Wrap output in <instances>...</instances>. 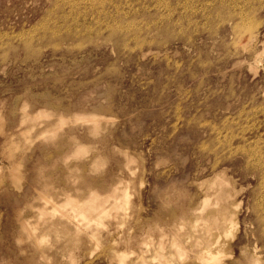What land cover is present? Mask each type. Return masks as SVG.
I'll return each instance as SVG.
<instances>
[{"label": "rangeland", "instance_id": "1", "mask_svg": "<svg viewBox=\"0 0 264 264\" xmlns=\"http://www.w3.org/2000/svg\"><path fill=\"white\" fill-rule=\"evenodd\" d=\"M84 1L0 0V264H264V0Z\"/></svg>", "mask_w": 264, "mask_h": 264}, {"label": "bare ground", "instance_id": "2", "mask_svg": "<svg viewBox=\"0 0 264 264\" xmlns=\"http://www.w3.org/2000/svg\"><path fill=\"white\" fill-rule=\"evenodd\" d=\"M62 1V0H61ZM84 1V0H83ZM93 1V0H92ZM99 1V0H98ZM105 1H107V0H105ZM223 1V0H222ZM68 2V1H67ZM85 2V1H84ZM94 2H95V0H94ZM97 2V1H96ZM103 2V1H102ZM219 2V1H218ZM220 3V2H219ZM70 4H72V3H70ZM94 4V3H93ZM92 4V5H93ZM96 4V3H95ZM101 4V3H100ZM103 4L104 3H102L101 5L103 6ZM111 4V3H110ZM161 4V3H160ZM229 4V3H228ZM109 5V4H108ZM204 6V5H203ZM236 6V5H235ZM234 6V7H235ZM229 8V7H228ZM98 9V8H97ZM96 9V10H97ZM109 9V8H108ZM240 9V8H239ZM103 9H101V11H102ZM105 10V9H104ZM206 10V9H205ZM77 11V10H76ZM84 11H86V10H84ZM117 11V10H116ZM225 11H227V10H225ZM234 11V10H233ZM82 12V11H81ZM80 12V13H81ZM89 12V11H88ZM100 12V11H99ZM232 12V11H231ZM78 13H79V11H78ZM85 13H87V12H85ZM101 13V12H100ZM104 14H105V12H103ZM239 13V12H238ZM242 13V12H241ZM241 13H239V14H241ZM76 14V13H75ZM75 14H73V15H75ZM106 14H107V12H106ZM105 14V15H106ZM231 14H233V13H231ZM235 14V13H234ZM243 14V13H242ZM100 14H98V16H99ZM108 16L110 15V14H107ZM106 15V16H107ZM244 16V15H243ZM246 16V15H245ZM77 17V16H76ZM76 17H74V18H76ZM85 17H87V16H85ZM104 17V16H103ZM217 17V16H216ZM218 17H220V16H218ZM99 18V17H98ZM105 18H107V17H105ZM111 18V17H110ZM242 18V17H241ZM244 19H246V18H244ZM103 20H104V18H103ZM210 20V19H209ZM240 20H242V19H240ZM252 20H253V18H252ZM255 20V19H254ZM253 20V21H254ZM228 21V20H227ZM247 21V20H246ZM248 21H250V20H248ZM248 21H247V23H248ZM252 21V22H253ZM256 21V20H255ZM99 22V21H98ZM102 22V21H101ZM238 22V21H237ZM240 22V21H239ZM106 23V22H105ZM221 23V22H220ZM250 23V22H249ZM136 24V23H135ZM134 24V25H135ZM205 24V23H204ZM207 24V23H206ZM237 24V23H236ZM243 24V23H242ZM252 24V23H251ZM250 24V25H251ZM259 24H261V23H259ZM109 25V24H108ZM117 25V24H116ZM256 25V24H255ZM258 25V24H257ZM256 25V26H257ZM109 26H111V25H109ZM138 26V25H137ZM235 26V25H234ZM252 26H253V24H252ZM108 27V26H107ZM120 26H118L117 28H119ZM121 27H122V25H121ZM120 27V28H121ZM134 27V26H133ZM168 26H166V28H167ZM109 28V27H108ZM116 28V27H115ZM115 28H113V30L115 29ZM116 28V29H117ZM135 28V27H134ZM235 28V27H234ZM252 28V27H251ZM253 28H256V27H253ZM122 29H124V28H122ZM127 29H128V27H127ZM257 29V28H256ZM129 30V29H128ZM136 30V29H135ZM137 30H139V29H137ZM143 30H144V27H143ZM142 30V31H143ZM149 30V29H148ZM147 30V31H148ZM233 30V29H232ZM248 30H250V29H248ZM112 31V30H111ZM115 31H117V30H115ZM120 31H121V29H120ZM119 31V32H120ZM125 31H126V29H125ZM134 31V30H133ZM133 31H131V32H133ZM246 31V30H245ZM103 32H104V30H103ZM122 32V31H121ZM135 32H137V31H135ZM134 32V33H135ZM141 32V31H140ZM112 33H115V32H112ZM258 33V32H257ZM56 34V33H55ZM109 34H111V32H109ZM130 34V33H129ZM134 35V34H133ZM136 35V34H135ZM79 36V35H78ZM176 36H177V34H176ZM187 36V35H186ZM185 36V37H186ZM258 36V35H257ZM76 37V36H75ZM111 37V36H110ZM126 37V36H125ZM133 37V36H132ZM140 37V36H139ZM174 37V36H173ZM173 37H172V40H173ZM189 38V37H188ZM191 38V37H190ZM253 38V37H252ZM251 38V39H252ZM108 39V38H107ZM137 39V38H136ZM140 38H138V40H139ZM254 40L256 39V38H253ZM165 40V39H164ZM258 40V39H257ZM141 41H143V42H145L144 40H141ZM153 41V40H152ZM125 42V41H124ZM253 42H256V41H253ZM126 43V42H125ZM152 43V42H151ZM150 43V44H151ZM187 43H188V41H187ZM127 44V43H126ZM164 45V44H163ZM165 45H166V43H165ZM124 47H126L125 45H123ZM138 46V45H137ZM140 46V45H139ZM128 48V47H127ZM125 49V48H124ZM262 52H264V51H262ZM262 54V53H261ZM257 56V58H258V55H256ZM154 57V56H153ZM262 56H260L258 59H259V62H261V61H263V58H261ZM254 59H256L255 58V56H254ZM258 63V62H257ZM256 63V64H257ZM255 64V63H254ZM262 64V63H261ZM257 66H255V68H256ZM257 68H259V67H257ZM256 68V69H257ZM264 109V108H263ZM262 113V112H261ZM263 114V113H262ZM53 114H51V113H49V112H47L46 110H43V109H39V110H37L34 114H32V115H28V114H24V116H23V118H22V121L23 122H25V124H27L28 125V129H26L25 131H23L22 132V134H29L30 132V130L31 129H33V127L35 126V124L39 121V120H43V119H49L51 116H52ZM65 115V114H64ZM88 115H91L92 117H96L97 115H94V114H88ZM85 116H87V114H77V115H75V116H73L74 117V121L76 122V121H78V120H82V123H85V124H94V125H96L97 123V119H95V118H90V119H85L84 120V117ZM1 119V118H0ZM3 119V118H2ZM2 121V120H1ZM21 121V122H22ZM65 118L61 115L60 117H58V119L55 121V123H53V124H51V125H49V128L47 129V130H44L41 134H40V136L39 137H45V136H47L48 134H49V132L51 133L52 131H54L56 128H59V126H61L62 124H64L65 123ZM3 123H4V121H2ZM22 122V123H23ZM68 122V121H67ZM2 123V124H3ZM45 123V122H44ZM71 123V122H70ZM2 124L0 125L1 127H2ZM81 124V123H80ZM254 124V123H253ZM252 124V125H253ZM67 125V124H66ZM3 126H5V124L3 125ZM40 126H41V124H40ZM62 126H64V125H62ZM259 126V125H258ZM80 127V126H79ZM95 127V126H94ZM214 127V126H213ZM96 128V127H95ZM94 128V129H95ZM101 128V127H100ZM211 128H212V126H211ZM242 128V127H241ZM215 129V128H214ZM242 129H244V127L242 128ZM82 130V129H81ZM91 130V129H90ZM79 131V130H78ZM62 132V131H61ZM96 132H97V130H96ZM55 133V132H54ZM95 133V132H94ZM98 133V132H97ZM90 134V133H89ZM92 134V133H91ZM90 134V135H91ZM96 134V133H95ZM94 134V135H95ZM99 134H100V132H99ZM220 133H218L217 135H219ZM67 136V135H66ZM97 136V135H96ZM242 136V135H241ZM53 137V136H52ZM225 137H227V136H225ZM261 137V136H260ZM54 138V137H53ZM72 139H73V137H71ZM227 139V138H226ZM256 139V138H255ZM73 140H75V139H73ZM217 140H218V138H217ZM77 141V140H76ZM226 141V140H225ZM229 141V140H228ZM258 141V140H257ZM260 141H261V139H260ZM26 142H27V140H26ZM75 142V141H74ZM204 143V142H203ZM229 143V142H228ZM263 143V142H262ZM11 144V143H10ZM74 144V143H73ZM76 144H77V142H76ZM202 144V143H201ZM249 144H250V142H249ZM259 144H260V142H259ZM4 145V144H3ZM12 145V144H11ZM223 145V144H222ZM222 145H220V146H222ZM256 145V144H255ZM262 145V144H261ZM76 146V145H75ZM206 146V145H205ZM219 146V145H218ZM231 146V145H230ZM254 146V145H253ZM259 146V145H258ZM94 147V146H93ZM92 147V148H93ZM215 147V146H214ZM238 147V146H237ZM241 147V146H240ZM249 147H251V146H249ZM248 147V148H249ZM256 147V146H255ZM18 148V147H17ZM69 148V147H68ZM91 148V149H92ZM112 148V147H111ZM206 147H204V149H205ZM216 148V147H215ZM215 148L213 149V153H214V150H215ZM220 148H223V147H220ZM231 148V147H230ZM243 148V147H242ZM257 148H259V147H257ZM74 149V148H73ZM114 149V148H113ZM112 149V150H113ZM202 149H203V147H202ZM203 149V150H204ZM234 149V148H233ZM256 149V148H255ZM254 149V150H255ZM65 150V149H64ZM63 150V151H64ZM81 150H83V149H80V151ZM116 150V149H115ZM122 150V149H121ZM120 150V151H121ZM205 150H207V149H205ZM211 150V149H210ZM227 150V149H226ZM247 150V149H246ZM245 150V151H246ZM249 150H251V149H249ZM258 150V149H257ZM262 150H264V149H262ZM11 151V150H10ZM79 150H78V152H80ZM88 151H90L89 150V148H88ZM92 152H93V150H91ZM110 151H111V149H110ZM119 151V150H118ZM117 151V152H118ZM119 151V152H120ZM235 152L236 151H238V149L237 150H234ZM233 151V152H234ZM245 151L243 152V153H245ZM261 151V150H260ZM91 152V154L92 155H94L93 153ZM124 152V151H123ZM225 152V151H224ZM254 152V151H253ZM264 152V151H263ZM72 153V152H71ZM71 153H69L70 155H71ZM211 153V152H210ZM229 153V152H228ZM231 153V152H230ZM237 153V152H236ZM255 153H256V151H255ZM254 153V154H255ZM68 154V155H69ZM76 154H77V152H76ZM80 154V153H79ZM82 154H84V153H82ZM96 154V153H95ZM116 153H114V155H115ZM257 154V153H256ZM256 154H255V156H256ZM10 155V154H9ZM49 155V154H48ZM67 155V154H66ZM228 155V154H227ZM13 156V155H12ZM99 156V155H98ZM262 156V155H261ZM10 157H11V155H10ZM71 157V156H70ZM72 157H73V155H72ZM128 157V156H127ZM246 157H247V155H246ZM259 157V156H258ZM75 158H76V155H75ZM85 158V157H84ZM103 158V157H102ZM262 158V157H261ZM263 158H264V156H263ZM8 159V158H7ZM60 159H62V158H60ZM67 159V158H66ZM77 159H78V157H77ZM88 159H89V157H88ZM87 159V160H88ZM95 160H96V158H94ZM104 159V158H103ZM102 159V160H103ZM86 160V159H85ZM249 160V159H248ZM247 160V161H248ZM260 160V159H259ZM264 160V159H263ZM262 160V161H263ZM67 161V160H66ZM74 161V160H73ZM77 161V160H76ZM81 161V160H80ZM97 161V160H96ZM104 161H106V159L104 160ZM216 161H217V159H216ZM245 161V160H244ZM75 162V161H74ZM83 162V161H82ZM214 162V161H213ZM96 163V162H95ZM246 163V162H245ZM244 163V164H245ZM64 164V163H63ZM91 164V163H90ZM92 164H94L93 163V161H92ZM218 163H216V165H217ZM213 165H215V164H213ZM215 165V166H216ZM67 166V165H66ZM248 166V165H247ZM212 167V166H211ZM67 168V167H66ZM244 168V167H243ZM72 169V168H71ZM77 169V168H76ZM82 169V168H81ZM256 169V168H255ZM66 170V169H65ZM80 170V169H79ZM69 171V170H68ZM75 171V170H74ZM73 171V172H74ZM222 171V170H221ZM221 171H218V174H219V172H221ZM224 171V170H223ZM260 171V170H259ZM77 172V171H76ZM264 172V171H263ZM66 173H68V172H66ZM256 173V172H255ZM74 174V173H73ZM77 174V173H76ZM79 174V173H78ZM69 175V174H68ZM67 175V176H68ZM215 175H216V173H215ZM263 175H264V173H263ZM263 175H261V176H263ZM223 176V175H222ZM224 176H227L226 174H224ZM73 177H74V175H73ZM221 177V176H220ZM264 177V176H263ZM69 178V177H68ZM80 178V177H79ZM210 178V177H209ZM213 177H211V179H212ZM70 179V178H69ZM73 179V178H72ZM75 179V178H74ZM42 180H44V179H42ZM79 180V179H78ZM205 180V179H204ZM203 180V181H204ZM206 180H208V178L206 179ZM264 180V179H263ZM73 181V180H72ZM123 181V180H122ZM223 181V180H222ZM75 182V181H74ZM205 183H206V181H204ZM203 182V183H204ZM71 183V182H70ZM76 183V182H75ZM74 183V184H75ZM220 183V182H219ZM230 183V182H229ZM260 183H262V181L260 182ZM43 184H44V182H43ZM207 184V183H206ZM119 185V184H118ZM128 185V184H127ZM260 185V184H259ZM220 186H221V183H220ZM224 186H226L225 184H224ZM223 186V187H224ZM206 187H208V186H206ZM227 187V186H226ZM259 187V186H258ZM115 188V187H114ZM46 189V188H45ZM52 189V188H51ZM77 189V188H76ZM90 189V188H89ZM129 189V188H128ZM209 189V188H208ZM207 189V190H208ZM47 190V189H46ZM45 190V191H46ZM54 190V189H53ZM117 190V189H116ZM215 190V189H214ZM115 191V190H114ZM113 191V192H114ZM123 191H125V190H123ZM122 191V192H123ZM74 192V191H73ZM86 192V191H85ZM112 192V193H113ZM120 191H117V193H119ZM121 192V193H122ZM211 192H213V191H211ZM55 193H56V191H55ZM115 193V192H114ZM126 192H124V194L122 195V196H118V194H116L117 196H114L113 194L112 195H110L108 198L110 199V197H112V199H113V201H112V203L109 205V207L108 206H106V205H104V204H97V203H95L96 201H95V199H96V192L94 191V192H91L89 195L87 194V196H88V199H86V200H84V202H82V203H80V202H78L77 200H75V199H73L71 196H67L66 198H65V200H66V202H65V206L64 207H62L63 205H58V203L53 207V211H55V212H63L64 211V209H66V208H69V209H71V211H72V213L73 212H75L76 214H77V216H78V220H81V221H86V222H91V221H95V222H97V221H100L101 220V217L103 216V215H105V216H107V214H109V211L110 210H114V209H116V208H119V209H117V210H121L122 211V209H124L125 207H123L122 209H121V206L123 205V206H125V203L128 201V195L127 194H125ZM40 194V193H39ZM221 194V193H220ZM228 194H229V192H228ZM228 194H226L225 193V195L227 196ZM38 195V194H37ZM53 195H54V193H53ZM58 195V194H57ZM121 195V194H120ZM216 196H217V192H216V194H215ZM224 195V196H225ZM40 196V195H39ZM44 196V195H43ZM47 195H45L44 197H46ZM65 196V195H64ZM213 196V195H212ZM220 196V195H219ZM219 196H217V197H219ZM229 196V195H228ZM48 197V196H47ZM51 197V196H50ZM49 197V198H50ZM53 197H55V196H53ZM76 197V196H75ZM74 197V198H75ZM130 197V196H129ZM220 197H222V195L220 196ZM219 197V198H220ZM86 198V197H85ZM210 198H212L211 196H210ZM216 198V197H215ZM218 198V200H220ZM228 198V197H227ZM77 199V198H76ZM222 199H223V197H222ZM224 200H226V198L224 197ZM223 200V201H224ZM229 200V199H228ZM95 201V202H94ZM107 201V200H106ZM214 202H217V201H214ZM55 203V202H54ZM108 203H109V200H108ZM218 203H219V201H218ZM199 205V204H198ZM217 205V204H216ZM229 205V204H228ZM128 206V205H127ZM221 206V204L219 203V207ZM200 207V206H199ZM201 207H203V206H201ZM218 207V208H219ZM223 207V206H222ZM64 208V209H63ZM47 209V208H46ZM195 209V208H194ZM196 209H198V207L196 208ZM200 209V208H199ZM198 209V210H199ZM202 209V208H201ZM125 210L126 209H124L123 211L125 212ZM197 210V211H198ZM216 211V210H215ZM45 212V211H44ZM184 212V211H183ZM203 212V211H202ZM225 211H223V213H224ZM41 213V212H40ZM53 213V212H52ZM204 213V212H203ZM203 213H202V215H203ZM217 213V212H216ZM219 213V212H218ZM222 213V212H221ZM222 213V214H223ZM118 214V213H117ZM116 214V215H117ZM48 215V214H47ZM46 215V216H47ZM53 214H51V217H50V219L53 217L52 216ZM110 215V214H109ZM109 215H108V217H109ZM201 215V216H202ZM209 215V214H208ZM210 215H212V214H210ZM209 215V216H210ZM221 215V214H220ZM44 216V215H43ZM46 216H45V218H46ZM54 216H56V214L54 215ZM120 216V215H119ZM119 216H116V217H118V218H120ZM204 216H206V215H204ZM215 216V215H214ZM223 216V215H222ZM68 217V216H67ZM111 217V216H110ZM115 217V218H116ZM37 218V217H36ZM44 218V217H43ZM54 218V217H53ZM122 218V217H121ZM121 218L120 219H117V221L118 220H121ZM197 218V217H196ZM199 218V217H198ZM198 218L196 219V221H198ZM204 218V217H203ZM47 220H48V218H46ZM49 219V220H50ZM104 219V218H103ZM183 219V218H182ZM201 219H202V217H201ZM200 219V220H201ZM41 220V219H40ZM39 220V221H40ZM45 220V219H44ZM48 220V221H49ZM184 220V219H183ZM102 221V220H101ZM196 221H195V223H196ZM26 222V221H25ZM28 222H30V221H28ZM38 222V221H37ZM40 222H42V221H40ZM46 222V221H45ZM58 222V221H57ZM111 222V221H110ZM119 222V221H118ZM193 222H194V219H193ZM200 222H204L205 223V221H204V219H203V221H199V223ZM47 223V222H46ZM56 223V222H55ZM128 223V222H127ZM180 223V222H179ZM185 223V222H184ZM70 224V223H69ZM92 224V223H91ZM90 224V225H91ZM109 224V223H108ZM113 224V223H112ZM119 225L121 224V223H118ZM117 224V225H118ZM175 224V223H174ZM187 224V223H186ZM198 224V223H197ZM201 224H203V223H201ZM206 224V223H205ZM41 225V224H40ZM44 225V224H43ZM42 225V226H43ZM59 225V224H58ZM64 225V224H63ZM78 225V224H77ZM123 225V224H122ZM185 225V224H184ZM191 225H192V223H191ZM27 225H25V227H26ZM29 226V225H28ZM39 226V225H38ZM46 226V225H45ZM59 226H61V225H59ZM70 226V225H69ZM50 227H55V225L54 226H50ZM70 227H72V226H70ZM176 227L177 226H175V229H176ZM183 227H185V226H183ZM204 227H205V225H204ZM22 228V227H21ZM35 228V227H34ZM33 228V229H34ZM37 228V227H36ZM35 228V229H36ZM81 228H82V226H81ZM96 228V227H95ZM94 228V229H95ZM190 228H192V227H190ZM26 229H28L27 227H26ZM32 229V230H33ZM50 229H52V228H50ZM54 229V228H53ZM52 229V230H53ZM69 229V228H68ZM71 229H73V228H71ZM76 229V228H75ZM74 229V230H75ZM86 229H87V227H86ZM90 229V228H89ZM195 229V228H194ZM194 229H193V231H194ZM202 229V228H201ZM204 229V228H203ZM67 230V229H66ZM77 230V229H76ZM88 230V229H87ZM100 230V229H99ZM99 230H98V232H99ZM182 230V229H181ZM192 230V229H191ZM196 230V229H195ZM37 231H39V230H37ZM36 231V232H37ZM48 231V230H47ZM51 231V230H50ZM69 231V230H68ZM73 231V230H72ZM94 231V230H93ZM165 231H168V230H165ZM174 231V230H173ZM172 231V232H173ZM35 232V233H36ZM96 232H97V230H96ZM172 232H170V233H172ZM175 232V231H174ZM188 232H189V230H188ZM48 233H49V231H48ZM84 233V232H83ZM187 233V232H186ZM193 233V232H192ZM194 233L196 234V231H194ZM79 234H80V232H79ZM167 234V233H166ZM44 234H42V236H43ZM64 235V234H63ZM96 235H98V234H96ZM41 236V237H42ZM48 236H49V234H48ZM92 236V235H91ZM171 236V235H170ZM181 236V235H180ZM45 237V236H44ZM47 237V236H46ZM165 237V236H164ZM176 237V236H175ZM175 237H174V239H175ZM194 237V236H193ZM196 237V236H195ZM48 238V237H47ZM76 238V237H75ZM167 238V237H166ZM170 238V237H169ZM173 238V237H172ZM179 238V237H178ZM197 238H198V236H197ZM39 239V238H38ZM37 239V242L39 241ZM46 239V238H45ZM168 239V238H167ZM187 240V239H186ZM46 241H48L47 239H46ZM50 241V240H49ZM180 241H182L183 242V240H180ZM62 242V241H61ZM207 242V243H206ZM43 243H44V241H43ZM42 243V244H43ZM63 243V242H62ZM204 243H206V245H209V240L208 241H205ZM170 244V243H169ZM172 244V243H171ZM200 244H202L198 239L195 241V243H194V246H196V247H198V250L197 251H195L194 253H195V257H200L201 256V253L199 252V247H200ZM179 245V244H178ZM178 245L177 244H174V246H175V248H176V251L178 252V256L177 257H179L178 259H180V257L181 256H183L184 254H183V252H181L180 251V249L178 248ZM41 246V245H40ZM173 245H171V248H173L172 247ZM40 248V247H39ZM139 248V247H138ZM170 248V247H169ZM170 248V249H171ZM133 249V248H132ZM147 250V249H146ZM134 251V250H133ZM137 251V250H136ZM135 251V252H136ZM150 251V250H149ZM174 251V250H173ZM184 251V250H183ZM137 252H140V251H137ZM148 252V251H147ZM144 253V252H143ZM189 253V252H188ZM137 254V253H136ZM175 254V253H174ZM41 255V254H40ZM186 255V254H185ZM43 256V255H42ZM49 258V257H48ZM155 258V257H154ZM158 258V257H157ZM156 258V259H157ZM175 258V257H174ZM183 258H184V256H183ZM205 257H203V259H204ZM156 259H154L155 261H158V260H156ZM173 259V258H172ZM171 259V260H172ZM191 259V258H190ZM194 259V258H193ZM192 259V260H193ZM149 260V259H148ZM183 260H185V259H183ZM195 260H196V258H195ZM46 261V260H45ZM177 261V260H176ZM205 261V260H204ZM44 262V261H43ZM166 262V261H165ZM180 262H183L182 261V259H181V261ZM185 262V261H184ZM199 262H201V261H199ZM206 262V261H205ZM246 263V262H245ZM149 264V263H148ZM156 264V263H155ZM159 264V263H158ZM166 264V263H165ZM174 264V263H173ZM182 264V263H181ZM243 264V263H242ZM248 264V263H247Z\"/></svg>", "mask_w": 264, "mask_h": 264}]
</instances>
